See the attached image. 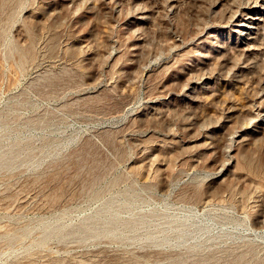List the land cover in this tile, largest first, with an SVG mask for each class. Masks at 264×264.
Listing matches in <instances>:
<instances>
[{"label":"rangeland","instance_id":"rangeland-1","mask_svg":"<svg viewBox=\"0 0 264 264\" xmlns=\"http://www.w3.org/2000/svg\"><path fill=\"white\" fill-rule=\"evenodd\" d=\"M0 264H264V0H0Z\"/></svg>","mask_w":264,"mask_h":264},{"label":"bare ground","instance_id":"bare-ground-1","mask_svg":"<svg viewBox=\"0 0 264 264\" xmlns=\"http://www.w3.org/2000/svg\"><path fill=\"white\" fill-rule=\"evenodd\" d=\"M254 9H255V7L253 6V7H250L247 11H249L250 12L249 14L251 15L252 12L255 11ZM255 19H257V18H255ZM239 24L240 25L238 27H240V26H246V24H248L249 26H252V27L255 26V25H257L256 24V21H251V22L250 21H241ZM242 30H244V29H242Z\"/></svg>","mask_w":264,"mask_h":264}]
</instances>
